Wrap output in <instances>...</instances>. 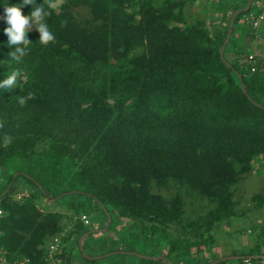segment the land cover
I'll list each match as a JSON object with an SVG mask.
<instances>
[{
	"label": "trees",
	"instance_id": "trees-1",
	"mask_svg": "<svg viewBox=\"0 0 264 264\" xmlns=\"http://www.w3.org/2000/svg\"><path fill=\"white\" fill-rule=\"evenodd\" d=\"M52 1L0 0V16L13 5L30 16L42 4L55 37L45 46L37 30L28 31L27 54L16 62L0 19V81L21 74L11 90L0 89V250L10 262L47 264V243L93 207L104 217L102 227L110 215L107 231L113 220L127 227L114 231L121 239L114 236L106 250L105 242L94 252L83 247L87 254L136 253L123 236L137 244L147 236L159 244L149 253L156 260L112 255L136 256L134 264H200L214 224L234 213L236 186L264 155V60L251 71L244 60L251 51L234 42V57L225 54L247 11L235 16L223 52L231 66L219 56L231 14L248 0L231 1L224 31L212 36L202 20L184 22L179 1L66 0L58 10ZM77 6L88 17H77ZM29 92L35 99L21 106ZM5 134L13 138L7 148ZM170 182L208 201L206 215L181 223L185 235L168 230L184 214L181 194L166 199L151 191ZM39 196L65 199V212L41 208ZM254 197L264 201V191ZM81 225L76 221L65 240Z\"/></svg>",
	"mask_w": 264,
	"mask_h": 264
},
{
	"label": "rangeland",
	"instance_id": "rangeland-1",
	"mask_svg": "<svg viewBox=\"0 0 264 264\" xmlns=\"http://www.w3.org/2000/svg\"><path fill=\"white\" fill-rule=\"evenodd\" d=\"M66 0H53L51 2V6L58 10V7L65 3ZM161 4L165 0H153ZM171 1H179L182 9L184 22L187 24H195L198 20H202L204 22V27L212 36L215 31H224L226 26V21H224V17H228L233 8L231 1L233 0H171ZM224 4L226 7L220 8V4ZM253 10V7L252 9ZM74 13L77 17H88V10L85 7L77 6L75 9L73 8ZM232 15V14H231ZM247 26L243 20V15L236 21L235 30L231 37V41L226 50V56L228 58H233V53L229 49L231 47V43H235L237 47H240L242 52L254 51L257 52L259 56H263L264 50V30L262 26L260 27V31L263 30L262 39L254 38L253 34H249L246 32ZM36 30L35 25L29 29V32H34ZM261 33V32H260ZM153 193L161 194L166 199L173 197L176 194H181L184 205V214L182 215V219L177 223L176 221L169 223L168 230L171 232H175L176 234L185 235L183 230H180V225L182 222L193 221L199 215H206L209 207L208 201L198 196L197 194L188 191L184 186L178 185L176 183L170 182L167 186L162 188L153 187L151 189ZM264 191V155L255 158L253 161V166L251 172L246 175L236 186L234 191V201L235 207L233 210V214L226 219H222L217 221L214 224L213 229V237L214 241L209 243V245L204 249L202 256L200 257V264H210L218 259H222L224 257H231L229 260L218 262L217 264H240V259H237L235 256H242V253H246L249 250L253 252H262L264 253V201L258 203L254 198L256 194H261ZM264 200V199H263ZM65 199L60 201L49 199L45 196H39L37 202L40 207L45 210L58 211L60 213L65 212L64 206ZM88 209V206H87ZM89 217L91 221L90 228H103L104 217L100 211L96 208L88 209ZM67 215V214H65ZM73 217V216H72ZM185 217V218H184ZM73 219V218H71ZM69 219L68 222L71 221ZM69 225V224H68ZM106 226V225H105ZM104 226V228H105ZM119 227V228H118ZM127 225L120 221L113 220L111 223V228L107 231H115L122 228H126ZM178 227V230H174ZM189 230V229H188ZM202 228L195 232H200ZM128 232V231H127ZM123 232L124 234L127 233ZM190 232V231H189ZM193 233V232H191ZM115 240L119 241L120 234L119 231L115 232ZM129 234V233H128ZM111 238H101L97 240V245H94L91 242V246L99 249L102 247L103 243H109ZM114 239V237H113ZM130 236H123L124 241H130L131 245H134L133 249H135L136 253L147 255L151 252V249L154 251L159 250V244L157 246L153 245V243L149 240V237L145 236L144 241H140L137 244V240H129ZM104 240V241H103ZM133 241V242H132ZM65 243V241H64ZM114 243V242H111ZM129 243V242H128ZM130 246V245H129ZM85 249L90 251V247L87 245L84 246ZM125 247L128 248V245ZM68 248V247H67ZM63 249V247H62ZM126 251V250H125ZM76 253H80L78 248L75 249ZM194 259H197V253L193 252ZM204 256V258H203ZM211 256V259L209 257ZM120 255H110L106 258H120ZM129 258L132 262L136 263L138 261L136 256L127 255L125 256ZM152 259L156 260L159 255L150 256ZM208 259H207V258ZM106 258H103L102 261H105ZM187 262V263H186ZM190 262V263H189ZM172 264V263H171ZM182 264H196L194 261H190L189 259L184 261Z\"/></svg>",
	"mask_w": 264,
	"mask_h": 264
},
{
	"label": "clouds",
	"instance_id": "clouds-1",
	"mask_svg": "<svg viewBox=\"0 0 264 264\" xmlns=\"http://www.w3.org/2000/svg\"><path fill=\"white\" fill-rule=\"evenodd\" d=\"M35 0H22L23 6L33 5ZM51 6V5H49ZM48 15L45 12L42 4H38L34 10L32 9L30 16H25L21 12V7L17 5L6 6L3 16L0 19L4 20L8 25L4 29L5 35L8 37V45L15 46V50L9 53L11 60L19 62L22 57L27 54L28 45L31 43L27 38V32L35 25L39 32V41L43 45L53 42L55 37L50 31L48 24L45 23V17ZM19 70L13 71L6 79L0 81V89L11 90L17 85V77L20 76ZM35 99V94L29 92L26 96H21L18 103L24 106L27 101ZM2 126V125H0ZM13 141V138L7 134L3 137V146L7 148Z\"/></svg>",
	"mask_w": 264,
	"mask_h": 264
},
{
	"label": "built area",
	"instance_id": "built-area-1",
	"mask_svg": "<svg viewBox=\"0 0 264 264\" xmlns=\"http://www.w3.org/2000/svg\"><path fill=\"white\" fill-rule=\"evenodd\" d=\"M253 7V10H251ZM245 14H243L244 22L252 29L253 36L256 39H261L262 34L260 33V27L264 25V0H252V3ZM259 58L255 55V53L251 52L247 54L244 58L245 62L250 65L251 71H255L256 64ZM22 196L21 193H18L16 197L20 199ZM2 211L0 209V215ZM76 221H81L83 224H89V217L82 213L80 215L73 216V219L69 222L60 233L56 234L46 245L45 248V261L47 264H62L63 259L60 255L63 247V243L65 237L67 236L68 230H70ZM30 261L28 258L22 260H15L10 262L7 260L4 251L0 250V264H29ZM240 264H264V256H259L257 258H253L250 256H243L240 260Z\"/></svg>",
	"mask_w": 264,
	"mask_h": 264
},
{
	"label": "crops",
	"instance_id": "crops-1",
	"mask_svg": "<svg viewBox=\"0 0 264 264\" xmlns=\"http://www.w3.org/2000/svg\"><path fill=\"white\" fill-rule=\"evenodd\" d=\"M262 29L264 30V25L262 26ZM263 30L261 31V34L263 33ZM261 50L263 51L264 47ZM251 52H254V51H251ZM261 59L264 60V54L261 57ZM89 220H90V218H89ZM90 225H91V221L87 225L82 223V225L80 226L81 227L80 229L82 231L81 233H78L76 231L73 234H71L68 238H66V240H64L65 243H63V249L62 250H63V253L66 254V258L65 259L67 260L68 264H130V262H132L127 257H124L122 259H120V258H111V260L106 258L107 256L112 255L113 252H108L107 254H101V255L87 254L85 252V254H86L85 255L82 252V250L80 248V245L82 247L87 245L88 247H90V251L89 250L88 251L86 250V251L87 252H94V251H96V248L91 246V244H92L91 242H94V240H95V242L93 244L96 245V244H98L97 243L98 239H101L103 237L105 239L106 238H111L109 243H105L106 244L105 245V250H106V248H109L112 245L111 242H112L114 234H115L114 231L107 232V229L103 230L104 227L103 228L99 227V228L92 229V228H90ZM73 227L70 230H68V231L73 230ZM76 248H78L80 250L81 254L75 252ZM103 258H106L105 261H102ZM209 259H211V256L209 257ZM134 263H131V264H134Z\"/></svg>",
	"mask_w": 264,
	"mask_h": 264
},
{
	"label": "water",
	"instance_id": "water-1",
	"mask_svg": "<svg viewBox=\"0 0 264 264\" xmlns=\"http://www.w3.org/2000/svg\"><path fill=\"white\" fill-rule=\"evenodd\" d=\"M251 3H252V0H248L245 6H243V7L239 8V9L235 10V11L232 13L231 17H230L229 24H228V32H227V36H226V38H225V40H224V42H223V44L221 45L220 50H219V56H220L221 60H223L224 63H225L227 66H231V65H230L229 62L224 58L223 52H224L225 46H226V44H227V42H228V40H229L230 34H231V32H232V28H233V23H234L235 16H236L237 14L242 13V12H246V11L249 9ZM242 90L245 91V85H244V84H242ZM106 215H107V222H106V226H105V228H103V230H106V229H107V227L109 226L110 221H111V217H110V215H109V214H106ZM80 248H81L82 252L85 254V251H84V249H83V247H82L81 245H80ZM125 252H126V251L119 250V251H116V252H113V253H125ZM126 253L136 254V255H139V256L144 257V258H152V257H150V256L142 255V254H138V253H134V252H126ZM85 255H86V254H85ZM259 256H264V255H257V256H253V257H254V258H257V257H259ZM235 257H236L237 259H241L243 256H235ZM229 259H231V257H228V256H227V257H224V258H222V259H218L217 261H214L213 263H210V264H217V263L220 262V261H225V260H229Z\"/></svg>",
	"mask_w": 264,
	"mask_h": 264
}]
</instances>
